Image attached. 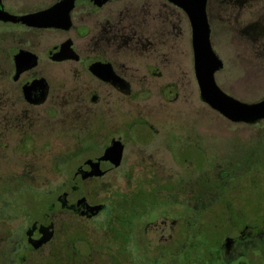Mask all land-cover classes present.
Returning a JSON list of instances; mask_svg holds the SVG:
<instances>
[{"label": "flooded vegetation", "instance_id": "obj_1", "mask_svg": "<svg viewBox=\"0 0 264 264\" xmlns=\"http://www.w3.org/2000/svg\"><path fill=\"white\" fill-rule=\"evenodd\" d=\"M186 36L167 0H0V264H264V147L248 180L196 171L215 152L170 132L151 150L138 118V85L186 79Z\"/></svg>", "mask_w": 264, "mask_h": 264}, {"label": "rangeland", "instance_id": "obj_2", "mask_svg": "<svg viewBox=\"0 0 264 264\" xmlns=\"http://www.w3.org/2000/svg\"><path fill=\"white\" fill-rule=\"evenodd\" d=\"M211 6L210 44L223 65L214 75L216 85L222 92L243 103L253 104L263 100L264 0H212ZM176 56L186 79L177 67H170V75L167 70L163 72L164 78L168 76L170 80H153L150 85L137 86L140 96L144 97L138 104V118L158 130L153 131L155 135L147 141L150 149L163 146L167 132L182 134V139H186L188 144L196 140L205 155L215 152V155L203 157L201 161L192 160L196 171L206 166L210 169L214 160L224 166L232 164L236 174L242 176L244 181L250 179L253 175L244 168L263 160L264 122L254 126L229 123L200 100L187 36L182 39ZM140 69L145 72L143 66ZM168 84L175 85L174 90L178 95L175 103L166 104L163 100L161 90L163 85ZM161 155L167 161L165 171L169 175L182 174V168H178L167 153ZM187 170L188 174L192 173L190 168ZM101 186L107 190L130 187L122 181ZM98 196L102 197L100 194Z\"/></svg>", "mask_w": 264, "mask_h": 264}, {"label": "water", "instance_id": "obj_3", "mask_svg": "<svg viewBox=\"0 0 264 264\" xmlns=\"http://www.w3.org/2000/svg\"><path fill=\"white\" fill-rule=\"evenodd\" d=\"M100 1V0H98ZM186 14L191 30L193 73L200 100L211 110L232 123L254 124L264 120V99L253 104L240 102L224 92L215 83L214 75L223 67L212 50L210 29L206 17L207 0H167ZM119 153L112 148L106 155Z\"/></svg>", "mask_w": 264, "mask_h": 264}]
</instances>
